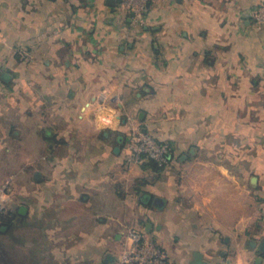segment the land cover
<instances>
[{"label": "crops", "instance_id": "crops-1", "mask_svg": "<svg viewBox=\"0 0 264 264\" xmlns=\"http://www.w3.org/2000/svg\"><path fill=\"white\" fill-rule=\"evenodd\" d=\"M261 2L149 0L136 24L118 0H0V128L38 169L24 207L57 231L90 208L62 261L114 263L137 229L171 264H264ZM128 118L169 164L126 162Z\"/></svg>", "mask_w": 264, "mask_h": 264}, {"label": "rangeland", "instance_id": "rangeland-1", "mask_svg": "<svg viewBox=\"0 0 264 264\" xmlns=\"http://www.w3.org/2000/svg\"><path fill=\"white\" fill-rule=\"evenodd\" d=\"M2 129L3 127L0 128V186L9 183L11 198L8 204H4L3 225L6 229L0 232V264H119L118 260L124 252L125 245L114 263H104L100 260L68 262L60 259L59 248L61 246L55 242V239L60 237L67 239L74 232L80 233L84 229L83 220L80 218L77 222V217L74 220L72 218L77 214L84 218L90 208H79L80 213H76V208H64L61 212L63 218L61 220L64 222L63 229L58 231L54 211L56 208L25 207V214H19L20 207L27 206L23 192L25 178L28 177L29 182L32 183V177L38 169L34 161L29 160L28 165L25 163L26 161L22 159L23 149L14 143L12 134L9 135L11 139L7 142V131L3 132ZM85 136L87 137L88 134ZM150 136L157 141L152 135ZM27 169L30 171L28 172ZM29 193V198L33 201L32 206H34V188L30 189ZM130 212V208H124V217L129 218ZM114 215L111 208H108L104 214L109 220ZM74 228L77 230L73 231ZM114 253V250L109 248L108 254L114 256Z\"/></svg>", "mask_w": 264, "mask_h": 264}, {"label": "built area", "instance_id": "built-area-1", "mask_svg": "<svg viewBox=\"0 0 264 264\" xmlns=\"http://www.w3.org/2000/svg\"><path fill=\"white\" fill-rule=\"evenodd\" d=\"M149 0H118L117 10L126 11L136 24H141ZM253 23L264 27V2L257 4L252 11ZM130 129L126 134L125 160L128 164L154 162L166 166L170 162V152L166 145L155 141L148 133L136 124L134 118L127 119ZM11 198L9 183L0 186V228L4 219V204ZM126 244L119 264H171L163 249L145 232L137 229L128 230L125 234Z\"/></svg>", "mask_w": 264, "mask_h": 264}, {"label": "water", "instance_id": "water-1", "mask_svg": "<svg viewBox=\"0 0 264 264\" xmlns=\"http://www.w3.org/2000/svg\"><path fill=\"white\" fill-rule=\"evenodd\" d=\"M108 3L109 4H111V5H113L114 3H115V0H108ZM147 7H149V4L147 5ZM10 73L9 72H5L2 76H1V78L4 80V81H7V80H9L10 79ZM119 150H120V148L119 147H116L115 149H114V153H118L119 152ZM251 183H252V185H255L256 183H257V177H252V179H251ZM156 203H159V201L158 200H156ZM25 212H26V208L25 207H20V209H19V214H21V215H24L25 214ZM5 229H6V227L5 226H2L1 228H0V232H4L5 231ZM260 250L263 252L264 251V241L261 243V245H260Z\"/></svg>", "mask_w": 264, "mask_h": 264}]
</instances>
